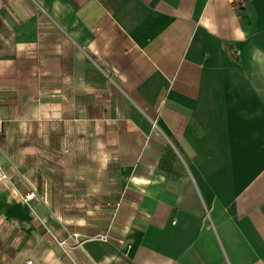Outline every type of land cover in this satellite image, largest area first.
<instances>
[{
    "label": "crops",
    "instance_id": "crops-1",
    "mask_svg": "<svg viewBox=\"0 0 264 264\" xmlns=\"http://www.w3.org/2000/svg\"><path fill=\"white\" fill-rule=\"evenodd\" d=\"M0 146V264H264V0H0Z\"/></svg>",
    "mask_w": 264,
    "mask_h": 264
},
{
    "label": "built area",
    "instance_id": "built-area-1",
    "mask_svg": "<svg viewBox=\"0 0 264 264\" xmlns=\"http://www.w3.org/2000/svg\"><path fill=\"white\" fill-rule=\"evenodd\" d=\"M2 155L3 151L0 146V184L8 183L10 185H13V177L9 174V170L14 172L20 179L25 180V177L19 172V169L15 164H12V162H9V166H6L4 164V162L1 160ZM13 191L15 194H18L15 188L13 189ZM20 197L24 201H29L31 199L37 198L36 188L28 184L26 192L21 194ZM61 243L63 244V242ZM30 262L31 261H27V264H29Z\"/></svg>",
    "mask_w": 264,
    "mask_h": 264
}]
</instances>
